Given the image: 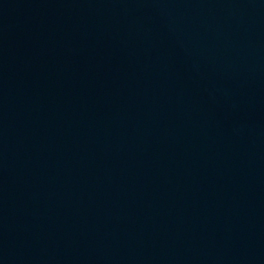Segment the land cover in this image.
<instances>
[{"label":"water","instance_id":"water-1","mask_svg":"<svg viewBox=\"0 0 264 264\" xmlns=\"http://www.w3.org/2000/svg\"><path fill=\"white\" fill-rule=\"evenodd\" d=\"M0 264H264V0H0Z\"/></svg>","mask_w":264,"mask_h":264}]
</instances>
